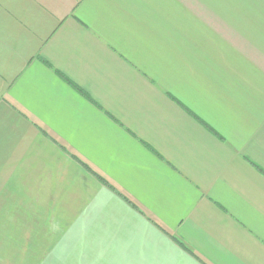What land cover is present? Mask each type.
I'll list each match as a JSON object with an SVG mask.
<instances>
[{
	"label": "crops",
	"instance_id": "0c3cea01",
	"mask_svg": "<svg viewBox=\"0 0 264 264\" xmlns=\"http://www.w3.org/2000/svg\"><path fill=\"white\" fill-rule=\"evenodd\" d=\"M21 256L264 264V0H0V264Z\"/></svg>",
	"mask_w": 264,
	"mask_h": 264
},
{
	"label": "rangeland",
	"instance_id": "374dc122",
	"mask_svg": "<svg viewBox=\"0 0 264 264\" xmlns=\"http://www.w3.org/2000/svg\"><path fill=\"white\" fill-rule=\"evenodd\" d=\"M26 257V259L24 258V257H20L21 259H20V264H29L30 262H32V260H33V262L31 263V264H35L36 263V259H40L41 257H39V256H37L35 259H32V258H28V256H25ZM7 257H5V259H6ZM6 263V262H5ZM7 264V263H6ZM8 264H11V263H8Z\"/></svg>",
	"mask_w": 264,
	"mask_h": 264
}]
</instances>
